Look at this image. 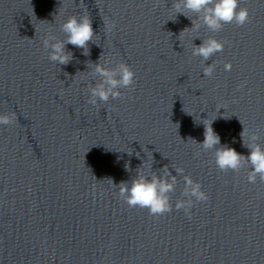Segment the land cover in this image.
I'll list each match as a JSON object with an SVG mask.
<instances>
[{
	"label": "water",
	"instance_id": "1",
	"mask_svg": "<svg viewBox=\"0 0 264 264\" xmlns=\"http://www.w3.org/2000/svg\"><path fill=\"white\" fill-rule=\"evenodd\" d=\"M174 3L0 0V113L16 114L0 126V264H264V180L249 183L248 165L220 170L199 144L212 122L221 145L245 156L244 129L264 144V0H239L249 22L217 32H193L197 14L175 17ZM85 8L97 34L90 55L69 44L73 61L55 65L43 39H65L61 24ZM209 37L225 48L204 62L192 48ZM100 57L128 63L136 82L91 105L99 78L87 65ZM143 161L183 169L171 212L120 197L117 185L146 171ZM184 175L209 196L191 217L175 208L187 199Z\"/></svg>",
	"mask_w": 264,
	"mask_h": 264
},
{
	"label": "clouds",
	"instance_id": "2",
	"mask_svg": "<svg viewBox=\"0 0 264 264\" xmlns=\"http://www.w3.org/2000/svg\"><path fill=\"white\" fill-rule=\"evenodd\" d=\"M175 17L178 14L188 16L190 13L197 14L200 23L193 21V32H198L201 27L206 26L212 32L222 29L225 24L235 22L243 26L250 20L249 10L239 6V0H175L173 5ZM176 19V18H175ZM114 27V24L113 26ZM184 29L181 33L187 32ZM61 31L65 34V39L59 40L54 35H47L43 39V47L48 50L51 62L55 65H69L73 59L72 51L67 50V45L82 49V55H90L89 42L96 43L97 36L93 28L90 15L85 13L77 16L72 15L61 24ZM199 38L195 36L194 39ZM225 42L214 37L203 39L199 46L192 48V55L202 57L204 62L210 60L217 53L223 52ZM89 63V72L92 78H99L97 82L89 84L90 93L88 103L99 105L100 102L107 103L110 99L120 98L123 93L121 89L131 88L136 82V72L126 62H119L115 67H109L110 62L105 61ZM226 71L232 69V63L224 65ZM215 71V63L204 67L203 74L211 77ZM239 87L243 88L244 84ZM220 110V109H219ZM16 122V114L0 113V126L13 125ZM204 140L199 143L204 150L214 152L215 164L222 171H239L245 165L250 168L248 181L255 183L257 178L264 180V144L259 143V135L253 133L249 135L246 129L241 133L243 146L250 149V154L245 156L239 153L234 147L222 146L220 136L214 131L212 124H205ZM247 136V139L245 138ZM198 143V142H197ZM219 146V147H218ZM128 155L132 153L127 152ZM138 156V155H137ZM119 162V158L117 160ZM142 168L146 171H138L135 179L121 181L119 185V195L129 207H140L147 209L151 215L160 216L172 211L170 194L175 192L179 183L178 175L183 174V169H175L176 175L166 166L161 172L153 171V164L143 161ZM125 171H130V162L124 164ZM183 197L175 203L176 210L183 209L190 216L191 209L196 203L209 199L208 194L202 189L201 183L194 181L190 176L184 175ZM112 181V179H111ZM112 183L116 185L113 181Z\"/></svg>",
	"mask_w": 264,
	"mask_h": 264
}]
</instances>
